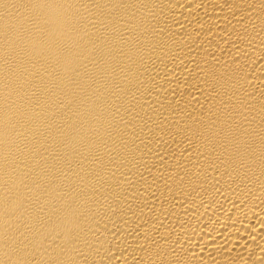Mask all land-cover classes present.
Listing matches in <instances>:
<instances>
[{
    "label": "bare ground",
    "instance_id": "obj_1",
    "mask_svg": "<svg viewBox=\"0 0 264 264\" xmlns=\"http://www.w3.org/2000/svg\"><path fill=\"white\" fill-rule=\"evenodd\" d=\"M0 264H264V0H0Z\"/></svg>",
    "mask_w": 264,
    "mask_h": 264
}]
</instances>
